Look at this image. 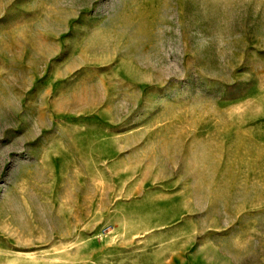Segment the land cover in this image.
Segmentation results:
<instances>
[{
  "label": "rangeland",
  "instance_id": "1",
  "mask_svg": "<svg viewBox=\"0 0 264 264\" xmlns=\"http://www.w3.org/2000/svg\"><path fill=\"white\" fill-rule=\"evenodd\" d=\"M0 264H264V0H0Z\"/></svg>",
  "mask_w": 264,
  "mask_h": 264
}]
</instances>
